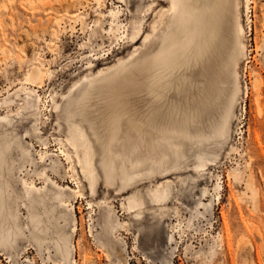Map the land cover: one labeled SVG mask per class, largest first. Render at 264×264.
<instances>
[{"label":"rangeland","instance_id":"obj_1","mask_svg":"<svg viewBox=\"0 0 264 264\" xmlns=\"http://www.w3.org/2000/svg\"><path fill=\"white\" fill-rule=\"evenodd\" d=\"M170 4L0 0V144H8L0 184L22 229L12 245H0V264H264V84L258 101L253 89L256 77L264 82V0H251L248 59L237 67L228 52L232 43L226 46L234 38L236 10L233 3L227 7L220 61L205 78L198 73V89L190 90L189 69L179 66L185 54H177L172 86L161 92L146 73L137 85L119 79L157 62L156 35L168 27ZM34 68L40 73L33 80L27 75ZM170 101L175 110L154 119ZM229 119V133L218 138ZM129 123L141 128L126 130ZM75 125L94 147V192L78 163L80 183L70 176L66 154L76 153L66 138ZM200 152L206 155L198 158ZM42 155L48 159L41 161ZM213 155L201 175L194 166ZM24 180L37 186L35 210ZM155 189H167L168 198L153 200ZM129 199L140 203L132 211ZM32 213L41 215L38 231L47 232L41 244L32 236ZM56 224L69 258L56 243Z\"/></svg>","mask_w":264,"mask_h":264},{"label":"bare ground","instance_id":"obj_2","mask_svg":"<svg viewBox=\"0 0 264 264\" xmlns=\"http://www.w3.org/2000/svg\"><path fill=\"white\" fill-rule=\"evenodd\" d=\"M170 3V6L167 8V13L170 16V20L167 25L168 27L163 26L165 28H161L162 30L156 35L157 39H160L161 41V46L156 52L157 62H153L149 65L145 64L140 70H133L134 72L131 73V76H129L130 74L127 75V72H124L123 76L119 77V79L132 80L135 82V85H137L138 82H140L141 80L140 76L143 73H146L147 76L151 77L148 81V84L154 89H160L161 92L167 86L169 88H171L172 86V79L169 75H172V72L177 67V62L179 61H177V54H185V59L179 64V66L186 65V68L189 69V72L186 73H189L190 76V90L192 91L198 89V82L200 80L198 73H201L202 77L205 78V76L207 75L206 70L208 69V67L211 64L216 67V63L220 61V49L217 48H220L221 44L223 43L225 11L227 7L232 3L235 5L236 10V13L234 15V21L236 25L235 30L233 32L234 38L230 39L228 45H226L227 48H229V44L232 43L231 47L228 49L232 60L231 64L233 63V65L237 67L240 64L241 59L242 61L248 59V45L246 42V37L248 32L247 29L251 28L252 21L250 15L251 0H244L243 5L241 4V0H233V2L232 0H170ZM242 9L246 15V25L244 24V22H242L241 16H244V14H242ZM148 38H150V36L146 39ZM152 65L156 66L157 72H154L153 69L150 67ZM125 67L126 64H124L123 69H125ZM135 68L136 66L134 67V69ZM39 73L40 71L37 68H34L30 73H28L27 77L34 80ZM166 77H168V79H166ZM175 77L173 79H175ZM163 78L166 80L162 81ZM263 84L264 82L261 77L255 78L253 89L258 93L256 97L257 101L260 98V90ZM182 86H184V77L182 78ZM241 90L242 89L239 87L237 93L233 98V110L230 119L236 117L235 106L239 102V94ZM249 92V87L246 85L244 89L245 96H247ZM114 94L117 97L120 96L117 92H114ZM38 100L41 101L40 95L38 96ZM174 110V103L173 101H170L169 105L163 111L161 110L160 112L153 113V117L154 119L159 120L160 117H166ZM118 116L119 115L116 112L113 113V118L115 119L114 123L116 124V131H118L121 127L120 122L116 121V118ZM230 119L225 127L218 128L216 133V136L218 138H225L226 135L229 133ZM137 121H139V119ZM125 128L126 130H130L133 128H141V126L129 123L127 126H125ZM147 133L153 134V136H159L156 131H151L150 129ZM183 134L191 139L198 136H196L193 132L190 131H184ZM144 138L145 137L143 135H140V143L143 144ZM66 140L75 149L76 153V157L69 153L66 154L67 160L70 163L69 172L73 171L72 173L70 172L72 180H76L77 182L79 181L78 177H76L75 174L77 170L75 167L76 162L79 164V167L81 168V171L84 174L83 176L89 179V182L92 183L91 190L94 192L95 186L97 184V174L95 173L93 159L95 152L90 138L82 127L75 125L72 127V129H70V137H67ZM7 147L8 144L6 142L0 144V167L3 166L2 164L4 161V153ZM204 155H206L205 152H200L198 153L197 157L202 158ZM43 157L44 156L42 155L41 161H45L48 159L46 158V156L44 158ZM215 158L216 155L207 156V160L204 163L197 164L194 166V168L199 171L202 175V171L204 169H206L209 165L214 164ZM156 160L160 159L158 158ZM109 162V158L107 157L106 164L109 165ZM53 164L54 167H56L55 161L53 162ZM167 171H170V169H165L163 172ZM24 184L26 187V194L30 198L31 202H33L31 208L36 209L34 203L40 202L39 198L36 197L37 186L34 181L28 182L27 180H24ZM218 187H221L220 182L218 183ZM70 188L75 195L78 193L77 189L72 187ZM5 191V183L0 184V245L9 246L12 245L13 242H16L18 237L21 236L22 229L19 226L17 214H15L11 210V207L8 206L9 204H7ZM153 195V200H156L157 202H163L168 198L169 193L167 189H163L162 191L161 189H155L153 191ZM252 198L255 207H257V195L255 192H253ZM133 200L136 201L135 199ZM60 202L64 206H71V209L74 208V203L70 200L61 199ZM132 202V199H129L128 203L129 209L131 211L137 208L140 204L138 201H136L135 205H133ZM88 203L90 204L89 207H91L92 203ZM4 219H8L9 225H6L7 221H5ZM40 219L41 215L37 213H32V236L35 241L39 244H41L47 238V232L44 229L39 231L37 229L38 224L40 223ZM55 222H59V217H55ZM55 227L58 229L57 232L59 237L56 243L57 245H59L65 258H69L70 250L67 246L66 235L63 232V229L59 228L57 224ZM74 264H76L75 260Z\"/></svg>","mask_w":264,"mask_h":264},{"label":"flooded vegetation","instance_id":"obj_3","mask_svg":"<svg viewBox=\"0 0 264 264\" xmlns=\"http://www.w3.org/2000/svg\"><path fill=\"white\" fill-rule=\"evenodd\" d=\"M251 15V14H250Z\"/></svg>","mask_w":264,"mask_h":264}]
</instances>
